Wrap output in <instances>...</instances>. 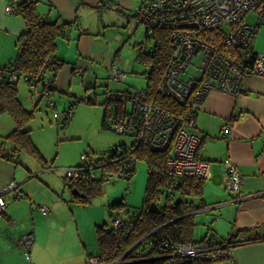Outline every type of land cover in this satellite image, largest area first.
<instances>
[{
    "label": "crops",
    "instance_id": "0c3cea01",
    "mask_svg": "<svg viewBox=\"0 0 264 264\" xmlns=\"http://www.w3.org/2000/svg\"><path fill=\"white\" fill-rule=\"evenodd\" d=\"M81 1L45 0L49 6L48 14H54V18L60 16L63 20L71 22V26L66 27V29H69L70 33L76 32L77 35V53H74L69 62V60L61 58L64 57L62 54L56 52V55L67 63L60 67L57 75L49 77L54 89L64 94L68 92L67 85H70L73 76L79 77V81L85 89L89 90L95 86L96 75L89 63L92 59L90 56L101 54L103 48L102 44L99 43V39L93 38L95 34L88 32L86 28H82L77 24L78 20L75 14L77 11L83 12L81 9L78 10ZM83 1L97 9L104 6V2L101 0ZM124 1L127 4L129 3V0ZM7 3L8 0H0V27H3L4 31L9 34L16 36V39L19 34L25 31V23L19 14L15 16H5L3 14V12L7 14L3 8ZM45 11L43 9V12ZM37 13L39 12L37 11ZM249 16L254 18L251 14ZM256 30L253 46L255 51L264 54V17L257 23ZM66 35L68 36L69 33ZM70 36L72 35L70 34ZM75 57L77 61L74 60ZM80 61L84 64L79 63ZM26 84L30 89V85ZM124 88H130V86ZM243 88L245 92L238 97L212 90L201 104L197 105L195 127L192 130L200 135L201 143L196 156L200 160L211 162V174L210 177L205 179L184 178L181 183L182 186L180 184L175 190L177 194L172 199L173 202L182 200L186 201L185 204L193 206L191 210L180 216V218H190L193 223L192 234L198 224L197 215L205 213V216L211 218V222L201 238L205 235H216L217 233L221 235L226 233L225 236L220 237L221 242H224L222 241L223 238H236L239 235V237L243 235L251 238L249 241L231 245V257L214 261L212 264H264V77L249 76L245 78ZM53 95H49V101L46 102L49 107L55 105L52 99ZM102 102L101 106L103 112H105L107 107L105 96ZM68 110L72 112L71 105L64 111V115L60 120L61 128L65 127L68 122L70 114L66 122H62V119H66ZM33 112L32 109V115ZM56 115L58 116V114ZM58 117H55V119ZM13 122V119L10 118L4 124H7V127L12 130L11 125H13ZM223 125L229 126L228 133H222ZM51 127L53 125L50 126V129H52ZM6 134L3 135L0 132V141L4 140L2 137ZM56 136H59V134ZM4 142H7V145L0 142V149L11 151L10 141L4 140ZM23 151H15L16 162H13L14 157L8 160L0 154V192L10 182L16 184L15 189L3 194L5 207L0 215V264H20V262L21 264L22 262L28 264L27 261L29 260L32 264H47V259L51 261L55 248L58 250V254L64 249L56 247L55 244L66 242L64 238H67L70 243H73V240L71 241L72 237L68 235L60 234V230L39 234L35 224L39 215L35 209L45 217L44 222L57 225L56 222L61 221L62 225H66L67 222H72L75 211L73 202L77 203L78 201L73 199L75 194L71 193V189L70 194L72 197L65 204H63L64 199L63 201L57 199L55 190L51 194L42 185L48 186L50 183L49 177L51 174L44 170L47 158L40 154L39 150L37 152L41 157L35 153ZM19 154L37 156L36 159L27 160L24 169H20L14 166L20 162V158L17 160ZM226 160L233 164L241 175V184L238 191L227 188ZM48 168L50 167L48 166ZM36 173H39L40 178L31 176ZM64 180L67 181L65 178ZM169 180L167 178V182ZM189 181L200 184V194L198 196H189L182 192ZM63 184L65 185V183ZM57 189L61 190V187ZM40 190L44 191V195L37 193ZM61 195L66 196L64 191L60 194V197ZM39 205L46 206L47 211H40L37 207ZM57 208L64 210L65 215L61 217L65 220L56 216ZM29 217H31L32 223H30ZM204 221L206 219H201L202 224H204ZM219 222H223V224ZM58 227L62 229L61 225ZM27 233H32V241L28 246L19 243L18 240ZM76 243L79 245L77 238ZM16 249H19L20 252L18 253ZM71 250L72 253L66 256L60 254V256L54 257L53 264H98L94 262V257L89 254L84 246H75ZM21 253L24 254L25 260ZM79 254L80 258L85 257L84 262H81V259L79 261ZM67 259H70L69 263L65 262Z\"/></svg>",
    "mask_w": 264,
    "mask_h": 264
},
{
    "label": "built area",
    "instance_id": "2783aa9c",
    "mask_svg": "<svg viewBox=\"0 0 264 264\" xmlns=\"http://www.w3.org/2000/svg\"><path fill=\"white\" fill-rule=\"evenodd\" d=\"M14 2L12 0L11 4L4 7L7 14L15 11ZM145 9L149 17L143 16L142 19L148 23L157 18V21L167 24L172 44L167 66L153 90L159 96L170 98L181 110L172 113L156 104L146 87L106 92L105 102L107 107H113V111L107 112L105 126L133 138L130 149L119 154L121 147L125 149L126 145H118L114 147L118 155L93 151L81 154L78 165L64 168V177L71 184H77L83 178H98L110 183L112 176L125 177L123 165H129L131 161L134 165L136 160L132 156L134 145L160 152L168 151L165 175L170 180L165 184L166 196L171 197L184 178L210 177L211 162L196 156L201 143L200 135L192 130L195 127L197 105L212 90L238 97L245 92V78L264 77V54L256 53L253 46L257 23L264 17V0H143L136 12L143 15ZM250 14L254 17V23L247 20ZM138 53L141 54L139 61L144 62L142 47L138 48ZM195 57L199 61L193 66L194 74L182 79L181 74ZM109 76L119 83L124 82L125 73L111 65ZM12 78L16 80L18 77L13 75ZM38 82L27 83L31 90H37ZM45 92L43 97L48 103V91ZM222 129V133L230 130L227 125H223ZM124 156H131V161L124 162ZM106 161L115 164V168L108 167ZM226 163L227 188L238 191L241 175L228 160ZM15 188L16 184L10 182L1 189L0 215L5 207L3 194ZM37 207L42 212L47 211L46 206ZM111 222L116 227L121 224L120 218L112 219ZM31 234L22 236L18 239L19 243L30 245ZM246 239L241 236L239 242L229 245L216 243L215 237L206 236L197 243H176L171 247L176 256L225 259L231 257V245Z\"/></svg>",
    "mask_w": 264,
    "mask_h": 264
},
{
    "label": "rangeland",
    "instance_id": "374dc122",
    "mask_svg": "<svg viewBox=\"0 0 264 264\" xmlns=\"http://www.w3.org/2000/svg\"><path fill=\"white\" fill-rule=\"evenodd\" d=\"M102 1L104 2V6L97 9L89 3H84L82 0L78 5V10L81 9L83 12L80 13L77 11L75 14L78 20L77 24L82 28H86L88 32L95 34L93 38H98L99 43L103 47L101 54L98 53L97 56H90L92 59L89 63L93 73L96 75L94 87H91L89 90L85 89L84 85L79 81V77L73 76L70 85H67L69 89L66 94L56 89L48 90V95L54 94L52 99L55 103L54 106L49 107L44 97L38 99V94L41 89L40 82L37 84V92H34L33 95L30 94V89H28L27 82L24 81L23 77H20L21 79L16 84L17 96L23 107L27 111L29 109L30 111L32 109L34 111L24 127L25 129H29L28 133L31 142L39 150L40 154L47 158L44 170L51 174L49 177L50 183L48 186L45 184L42 185L51 194L55 190L57 192V194L55 193L57 199L60 201L64 199L63 204L72 197L68 185L65 184V186L63 184L65 183L63 172L65 167H74L79 163L80 155L83 153L91 151L101 152L116 144H130L133 141V138L126 134H119L111 128L102 127V115L104 112L101 103H103L104 96L106 97L105 93L108 91L123 90L127 86L134 89L147 85V80L144 74H142L145 69L144 64L136 59L140 45H143L146 50L148 49V42L144 36V26L134 18V14L142 0H129L128 4L124 0ZM43 9L46 11L43 12ZM36 10L42 15H47L49 13V6L45 0H38L36 2ZM3 14L5 16L16 15L5 14L4 12ZM48 16L54 18V14H48ZM248 20L254 21L251 16L248 17ZM68 33V36L57 37L56 52L65 57L61 58L69 60L70 62L74 53H77V35L76 32L70 33L69 29ZM15 37L4 31L3 27H0V67L14 59L16 54V48L14 46ZM74 60L77 61L76 57ZM198 61V57H195L191 61L186 71L181 74L182 79L194 74L193 66H196ZM79 63L84 64L82 61ZM111 65L118 67L125 73L124 82L116 83L111 79L109 76ZM49 77V73H46L44 74L43 80L47 81ZM69 105H71L72 112L69 115L65 127L61 128L60 120ZM108 111L112 112L109 107H106L105 112L107 113ZM54 113L58 114L59 117L56 114L54 115ZM55 117L58 118L55 119ZM10 118L8 113H3L0 117V132L3 135L11 130V128L7 127V124H4ZM107 123L110 125L109 121ZM52 125L53 127L51 128L53 130L50 129ZM11 127H15L14 122ZM57 134L59 136H56ZM2 143L7 145V142L2 141ZM26 152L29 153L28 151ZM36 156L19 154L17 160L20 158V162L14 166L24 169V164H27L26 161L36 159ZM38 175L39 173H36L31 176L40 178ZM148 175L149 170L145 160L136 159L132 174L128 178L118 175L112 176L109 180L110 183L105 181L100 182L99 194L88 197L84 203L73 202V207H75L73 220L72 222H67L66 225H62L61 221L56 222L57 225H50L49 222H44L43 219L45 217L35 209L39 215L35 223L39 234L41 232L60 230V234L68 235L72 237L71 241L73 240V243H70L67 241V238H64L66 242L55 244L56 247L64 249L58 254V250L55 248L53 251L54 255L51 257V261L47 259V264H53L54 257L60 256V254L66 256L72 253L71 249L75 246H84L89 254L96 256L99 252L96 234L97 227L103 225L110 227L112 224L110 213L112 212L114 216H123L125 213H122V209L132 212L141 208L144 201ZM59 187H61V190L57 189ZM63 191L66 196L61 195L60 197ZM43 192L40 190L37 193L44 195ZM176 194L177 191L170 198L174 199ZM166 199V189L163 187L157 192L156 204L161 205L166 202ZM55 214L60 218L65 215L64 210H60L59 208L56 209ZM62 219L65 220L64 218ZM201 219H206L204 224L201 223ZM210 219V217L205 216V213L197 215L196 220L198 224L195 226L192 234L194 241L201 239L207 226H210ZM29 220L32 223L31 217H29ZM219 223L223 224V222ZM60 225L62 229L58 227ZM225 234L222 233L221 235L217 233L216 235L209 234L207 236L216 237L217 240L221 241L220 237L225 236ZM76 238L79 240V245L76 243ZM16 250L18 253L20 252L19 249ZM21 256L24 258L23 253H21ZM80 259L81 262H84L85 257L80 258L79 254V261ZM29 261H27L28 264H32ZM65 262L69 263L70 259L65 260ZM22 264L26 263L22 262Z\"/></svg>",
    "mask_w": 264,
    "mask_h": 264
},
{
    "label": "trees",
    "instance_id": "16d2710c",
    "mask_svg": "<svg viewBox=\"0 0 264 264\" xmlns=\"http://www.w3.org/2000/svg\"><path fill=\"white\" fill-rule=\"evenodd\" d=\"M11 1L8 0L7 5L11 4ZM37 1L15 0V11L13 13L22 16L25 23V31L19 34L15 40L16 54L14 59L0 67V115L8 113L15 124V127L6 136L2 137L4 140L10 141L11 151H5L1 148L0 154L8 160L14 157L13 162H16L15 151L26 150L39 155L37 148L31 142L28 133L29 129L24 127L31 118L32 113L30 110L27 111L18 99L16 84L19 78L23 77L24 81L28 83L35 80L41 81L46 73H49L50 76L57 75L60 67L67 63L56 55V39L58 36H67L68 29L66 27H70L71 22L63 20L60 16L51 18L48 15L37 13ZM143 16L149 17L146 9L143 15L137 14V12L134 14V18L144 26V36L148 42L147 50L143 45H140L144 54L143 64L145 69L142 74L147 80L145 87L149 88V93L156 101V104L172 113H178L181 109L177 104L170 98L159 96L153 90L163 74L171 55L170 28L167 24L157 21V18L147 23L142 19ZM140 56L141 54L138 53L136 58L138 61ZM13 75L18 78L16 80L13 79ZM34 92H37V90H30L31 95ZM39 95L38 98L41 97V91H39ZM110 109L113 111L112 106ZM70 113L68 110L66 119H62L63 123L66 122ZM106 114L104 112L102 119L103 128L106 127ZM4 140L0 142L2 143ZM119 145H122V143ZM123 145H126V143ZM114 147H109L101 152L93 151V153L102 154L106 152L110 156L113 154L118 155L117 149ZM132 153V156L136 159H144L149 170L143 205L132 212L122 209V213H125L123 216H114L113 212L110 213L111 221L112 219L120 218L121 224L118 227L112 224L110 227L107 225L97 227L96 234L99 252L96 256H93L94 262L112 264L137 242L120 264H212L214 261L224 259L209 260L198 256L181 257L173 253L172 244L197 243L207 235L198 241H194L192 236L193 223L190 218H180L183 213L191 210L193 207L191 204H185L186 201L182 200L173 202L170 196H166V202L163 204H156L157 192L165 187L167 183L165 162L169 155L168 151L160 152L148 149L142 145H134ZM123 158L125 162L126 160L131 161L132 157L124 156ZM106 163L108 167L115 168V164H109L108 161ZM133 169V161L129 165H123L126 178L132 174ZM101 181L102 179L98 178H83L77 184H71L68 181H65V184L70 189L75 187L81 194H84V198L79 197L77 194L73 196V199L84 203L88 197L100 193ZM199 187V183L189 181L187 187L182 189V192L189 196H198L200 194ZM152 202H155L158 209L153 211L148 209L149 204ZM239 236L236 238H223L222 241L224 242L217 240L215 237V241L216 243L226 242V244H232L239 242ZM246 238L245 241L240 243L251 240L247 236Z\"/></svg>",
    "mask_w": 264,
    "mask_h": 264
},
{
    "label": "water",
    "instance_id": "95a60500",
    "mask_svg": "<svg viewBox=\"0 0 264 264\" xmlns=\"http://www.w3.org/2000/svg\"><path fill=\"white\" fill-rule=\"evenodd\" d=\"M256 53H258L257 51H255ZM40 83H41V89H40V91H41V97L40 98H38V99H41V98H43V95L46 93L45 92V90L46 91H48V90H52V89H54V85L52 84V81H50V80H47V81H44V80H41V81H39ZM31 90V89H30ZM40 95L38 94V97H39ZM45 98V97H44ZM46 101V100H45ZM120 144V143H119ZM119 144H116V145H114V146H118ZM123 144H125V143H122V145ZM71 193L74 195V194H77V195H79L80 197H82V198H84L85 197V195L84 194H81L75 187H73L72 189H71ZM148 209L150 210V211H153L154 209H158V207H157V205L155 204V202H152V203H150L149 204V206H148ZM138 243V242H137ZM132 248H134V245H132L130 248H128L126 251H125V253L117 260V261H115L114 263H112V264H120V262L123 260V259H125V257H126V255H127V253L132 249Z\"/></svg>",
    "mask_w": 264,
    "mask_h": 264
},
{
    "label": "flooded vegetation",
    "instance_id": "af4514ba",
    "mask_svg": "<svg viewBox=\"0 0 264 264\" xmlns=\"http://www.w3.org/2000/svg\"><path fill=\"white\" fill-rule=\"evenodd\" d=\"M102 4H103V3L101 2V5H102ZM125 147H126L125 149L121 147L122 150L120 151L119 154H124V153H126V152L129 151V149H130V145H129V144H126ZM117 153H118V150H117ZM229 245H230V243H229Z\"/></svg>",
    "mask_w": 264,
    "mask_h": 264
},
{
    "label": "clouds",
    "instance_id": "9594fccd",
    "mask_svg": "<svg viewBox=\"0 0 264 264\" xmlns=\"http://www.w3.org/2000/svg\"><path fill=\"white\" fill-rule=\"evenodd\" d=\"M44 77V76H43Z\"/></svg>",
    "mask_w": 264,
    "mask_h": 264
}]
</instances>
